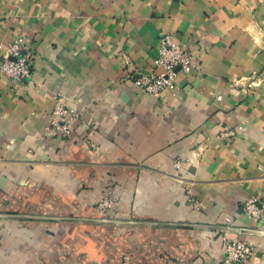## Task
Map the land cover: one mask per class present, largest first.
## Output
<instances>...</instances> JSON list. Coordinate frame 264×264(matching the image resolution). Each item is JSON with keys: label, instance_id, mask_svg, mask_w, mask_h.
Wrapping results in <instances>:
<instances>
[{"label": "crops", "instance_id": "crops-1", "mask_svg": "<svg viewBox=\"0 0 264 264\" xmlns=\"http://www.w3.org/2000/svg\"><path fill=\"white\" fill-rule=\"evenodd\" d=\"M166 32L198 66L151 95L134 78ZM20 36L32 76L0 71V264H221L224 236L264 264L243 212L264 202V0H0V45ZM58 99L70 137L47 130Z\"/></svg>", "mask_w": 264, "mask_h": 264}, {"label": "built area", "instance_id": "built-area-1", "mask_svg": "<svg viewBox=\"0 0 264 264\" xmlns=\"http://www.w3.org/2000/svg\"><path fill=\"white\" fill-rule=\"evenodd\" d=\"M32 59L31 53L25 49V39L22 36L16 37L6 45H0V71L14 81H22L32 76ZM154 63L158 71L139 73L134 78L135 85L151 95L172 91L176 87L178 73L189 74L198 66L194 55L170 32L162 33L158 56ZM72 114L73 111L66 107L64 101L58 99L47 130L63 137H70L72 130L68 116ZM180 164V161L175 163L178 167ZM200 205L199 201H194L195 208H199ZM97 206L107 215L115 206V199L105 196ZM243 212L251 221L261 223L264 221V202L259 204L256 198L251 197L244 203ZM260 249V246L252 245L245 240L224 236L221 264H242L256 256ZM125 259L128 260V257Z\"/></svg>", "mask_w": 264, "mask_h": 264}]
</instances>
